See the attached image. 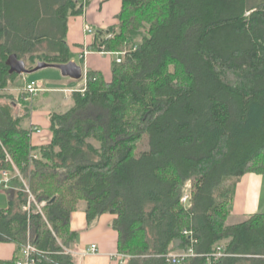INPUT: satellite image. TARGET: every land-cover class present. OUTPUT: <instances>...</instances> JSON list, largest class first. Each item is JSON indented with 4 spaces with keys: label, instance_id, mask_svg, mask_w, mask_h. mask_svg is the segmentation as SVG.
Returning a JSON list of instances; mask_svg holds the SVG:
<instances>
[{
    "label": "trees",
    "instance_id": "1",
    "mask_svg": "<svg viewBox=\"0 0 264 264\" xmlns=\"http://www.w3.org/2000/svg\"><path fill=\"white\" fill-rule=\"evenodd\" d=\"M121 2L98 43L123 52L121 61L109 79L87 70L85 88L48 114L33 143V126L13 113L25 93L9 91L19 75L5 61L68 62L67 20L84 4L0 0V170L12 168L8 154L44 202L23 210L28 194L11 181L0 243L15 250L0 264H16L27 241L42 252L36 264H74L63 248L81 208L88 224L112 215L124 264H264V212L226 223L238 178L264 174V0ZM217 246L223 255L214 259ZM188 248L195 255L167 260Z\"/></svg>",
    "mask_w": 264,
    "mask_h": 264
},
{
    "label": "crops",
    "instance_id": "2",
    "mask_svg": "<svg viewBox=\"0 0 264 264\" xmlns=\"http://www.w3.org/2000/svg\"><path fill=\"white\" fill-rule=\"evenodd\" d=\"M84 3L86 4L81 15L68 18L65 37L69 46L70 60L79 64L83 72L80 79H69L79 82L60 88L52 86L49 79L39 71L25 74L31 76L19 75L16 80V87L9 88L10 92L25 93L23 98L18 99L17 104L22 105L25 101L32 99V96H28L24 91L25 85L31 81H39L42 84L41 90L33 97L42 94L43 97H46L44 103H49L50 100L58 104L62 99H68L72 91H82L85 88L87 70L100 71L105 79L111 77L118 51L99 50L98 43L103 37L110 34L108 28L116 25L117 14L121 10L122 2L121 0H84ZM86 26L98 28V35L96 36L95 33L87 34ZM55 74L58 78L60 77L57 72L52 75ZM42 108L32 109L30 107L23 121L24 126H37L45 130L48 125V114L51 110ZM40 136V134L32 135V139L37 141L35 143L39 142ZM256 212H264V174L245 173L235 182L226 223L230 225L239 223ZM111 219L112 215L105 213L88 224L83 208L71 214L70 229L76 232V236L69 249L74 264H124L115 255L119 253L117 251V233L111 226ZM91 244L96 245L95 252L88 251ZM14 250L15 245L13 243L1 242L0 260L11 259Z\"/></svg>",
    "mask_w": 264,
    "mask_h": 264
},
{
    "label": "built area",
    "instance_id": "3",
    "mask_svg": "<svg viewBox=\"0 0 264 264\" xmlns=\"http://www.w3.org/2000/svg\"><path fill=\"white\" fill-rule=\"evenodd\" d=\"M82 2H84V0H82ZM85 31L87 34L93 33V30L90 26H86ZM122 53L123 52H117L118 56L115 59L116 62L121 61V54ZM41 87H42V84L39 81H31L25 85L24 91H26L29 94V96H33L38 91L41 90ZM41 132H42L41 128H39L37 126H33L32 131H31V135L41 134ZM33 157H36V155H33ZM6 160L12 164V168L11 169L4 168V169L0 170V191H1L2 187H8L9 188L12 179H17L23 184L25 192H27V194H28L27 201L25 204H23L22 209L29 211L30 210V203L34 202L36 204L38 210H40V206L43 205L44 202H41L40 204L36 203L34 196L32 195V193L30 192V190L28 188V185L26 184V182L24 181V179L20 175L16 166L12 163L8 154H6ZM188 198H189V195L187 193H185V194H183L181 200H182V202H187ZM63 251H64V253H70L69 248H63ZM88 251L95 252L96 251V245L91 244L88 248ZM41 254H42V252L39 249H37L35 246H33L30 243V241H27L26 244L24 246H22L20 249V256H19V259L16 261V264H36L37 259ZM115 255H116V257H118L119 260L122 261V263L127 258V255L122 254V253H116ZM193 255H195L193 249L188 248L186 250L169 252L166 255V257H167V260L171 263H180L184 259L188 258L189 256H193ZM222 255H223V252H222L221 247L217 246L215 252L212 254L213 258L217 259Z\"/></svg>",
    "mask_w": 264,
    "mask_h": 264
},
{
    "label": "rangeland",
    "instance_id": "4",
    "mask_svg": "<svg viewBox=\"0 0 264 264\" xmlns=\"http://www.w3.org/2000/svg\"><path fill=\"white\" fill-rule=\"evenodd\" d=\"M85 4L86 3H84V7H85ZM91 28L93 30V33H97V31L99 30L98 28H94V27H91ZM90 35H92V33H90ZM23 59L26 63V66L31 65V63L28 61V59L26 57ZM32 65H35V63ZM37 71L42 72L43 76L47 77L49 79V83L54 87H60V88L62 87L63 88V87H68L69 84L74 85L77 82H79V81H71L68 77L61 76L59 70L56 68H53V67H46V68H42V69L37 70ZM56 72H57V74H59V76H60L59 78L56 76V74L52 75ZM22 75L23 76H31V75H25V74H22ZM53 79H56V80H53ZM73 85H70V86L73 87ZM43 96L44 95H42V94L38 95L37 97L32 96V99L30 101H25L22 105L17 104L18 99H20V97L17 96L16 101H14V109H13L14 115H18V114L21 116L26 115L28 113L27 109H30V107L32 109H43L42 107H45V109L48 108L51 111H61L62 112V111H65L66 109H68L71 105L70 97L68 99H65V100L62 99L58 104H55L54 102H52L50 100H49V103H44L46 97H43ZM48 99H49V97H48ZM47 134H48V131H45V135H47ZM42 138H44L43 135L40 136L41 140H43ZM40 139H39V141H40ZM32 142L35 143L37 141H32ZM144 148H146V140L145 139H143L141 141V143L139 144L138 150H141ZM12 181H14V180L12 179ZM186 187H188V186H186ZM9 195H10L9 188L8 187H2L1 191H0V207H6ZM81 206H83V203H81Z\"/></svg>",
    "mask_w": 264,
    "mask_h": 264
},
{
    "label": "water",
    "instance_id": "5",
    "mask_svg": "<svg viewBox=\"0 0 264 264\" xmlns=\"http://www.w3.org/2000/svg\"><path fill=\"white\" fill-rule=\"evenodd\" d=\"M5 63L8 66L9 73H15L18 75L30 74L46 67L56 68L60 71L62 76L74 80L80 79L83 75L81 66L73 60H69L66 63H49L39 60L33 67H28L23 59H19L15 54H10ZM50 201H53V198H51Z\"/></svg>",
    "mask_w": 264,
    "mask_h": 264
}]
</instances>
